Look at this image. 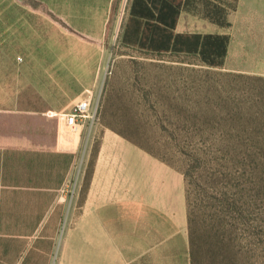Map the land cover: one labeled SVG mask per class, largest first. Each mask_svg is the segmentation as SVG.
Masks as SVG:
<instances>
[{
    "label": "rangeland",
    "instance_id": "rangeland-1",
    "mask_svg": "<svg viewBox=\"0 0 264 264\" xmlns=\"http://www.w3.org/2000/svg\"><path fill=\"white\" fill-rule=\"evenodd\" d=\"M129 4L115 0L103 40L90 45L99 59L86 89L79 74L41 47H26V59L15 56L19 76L10 84L12 40L25 38L15 31L16 7L69 33L65 20L39 0H0V131L26 136L22 131L35 127L36 141L50 145L54 117L88 99L97 107L92 128H67L64 136L65 146L76 137L77 159L60 199L81 203L99 137L111 131L184 174L194 220V264H264V133L252 134L264 124L254 80L264 78V0H238L229 15L226 68L203 66L197 56L124 49L120 31ZM191 16L190 29H201L202 18ZM32 106L52 112L38 119L27 110Z\"/></svg>",
    "mask_w": 264,
    "mask_h": 264
},
{
    "label": "crops",
    "instance_id": "crops-1",
    "mask_svg": "<svg viewBox=\"0 0 264 264\" xmlns=\"http://www.w3.org/2000/svg\"><path fill=\"white\" fill-rule=\"evenodd\" d=\"M39 1L65 20L69 34L97 47L115 3L68 0L64 14L48 0ZM88 7L103 10L102 17ZM191 15L180 13L175 33L229 34L204 19H199L201 29L191 30ZM92 25L98 37L85 34ZM76 159V137L69 146L54 148L29 146L22 135L0 136V264H191L180 171L119 134L103 131L77 204L74 197L60 199Z\"/></svg>",
    "mask_w": 264,
    "mask_h": 264
},
{
    "label": "trees",
    "instance_id": "trees-1",
    "mask_svg": "<svg viewBox=\"0 0 264 264\" xmlns=\"http://www.w3.org/2000/svg\"><path fill=\"white\" fill-rule=\"evenodd\" d=\"M230 1L229 3V0H131L129 15L124 26L120 44L122 47L133 48L143 54L152 53L156 56L166 54L197 56L201 65L208 68H221L227 56L230 43L229 34L175 33L174 30L182 11L197 15L219 28H229L231 26L229 15L236 11L238 4V0ZM48 2L56 11L67 14L68 0H57L55 3H50V0H48ZM15 9L19 15L18 21L15 22L17 26V30L15 29V31L25 36L22 39L27 42H22V39L21 41L17 39L12 40V48L16 53L11 55V66H8V72H11L9 76L10 84L14 85L19 76L16 72L15 59L17 57L15 56L19 55L20 59H26V52H28L25 49L26 47H41L42 49L56 53L61 60L69 65V68L73 72L80 75L81 79L79 81L82 85L86 89H90L95 78L99 52L80 38L62 32L54 23L40 14L20 7H16ZM87 10L91 11L96 18L102 17L104 12L102 10L99 13L95 8L91 7H88ZM99 26L100 24H98V28ZM85 34L93 37L100 35L99 31L95 30L94 25H92V29L88 28ZM80 65H83V71ZM3 68H5V65ZM86 71L89 72V75L84 78L83 74ZM254 80L258 84L257 88L260 92L259 97L262 98L261 106L264 111V78L256 77ZM29 95L28 92L25 95L27 96V104L29 102ZM10 96H14L13 92L10 93ZM27 110L37 112V118L42 120L46 119L42 113L52 112L47 111L46 108L40 109L34 106L28 107ZM69 111H60L54 117L56 125L52 126L54 137L50 145L41 144L36 141L33 137L36 131L35 127L21 133L26 135L27 144L37 147H62L64 145L65 133L68 130L64 123V114ZM257 133H264V124L262 126H255L252 129V134ZM3 135H12V132L10 130H1L0 136ZM120 136L124 137L123 135ZM183 177L185 180L184 174ZM185 190L189 254L190 262L194 264V220L191 218L192 210L190 209L186 181Z\"/></svg>",
    "mask_w": 264,
    "mask_h": 264
},
{
    "label": "built area",
    "instance_id": "built-area-1",
    "mask_svg": "<svg viewBox=\"0 0 264 264\" xmlns=\"http://www.w3.org/2000/svg\"><path fill=\"white\" fill-rule=\"evenodd\" d=\"M96 106H90L88 99H82L64 114L65 126L71 130L91 129L96 119ZM65 190H62L63 193ZM61 197V196H60Z\"/></svg>",
    "mask_w": 264,
    "mask_h": 264
}]
</instances>
